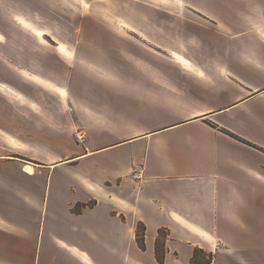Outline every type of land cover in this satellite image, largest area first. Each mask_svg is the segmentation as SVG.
Masks as SVG:
<instances>
[{
  "label": "crops",
  "instance_id": "0c3cea01",
  "mask_svg": "<svg viewBox=\"0 0 264 264\" xmlns=\"http://www.w3.org/2000/svg\"><path fill=\"white\" fill-rule=\"evenodd\" d=\"M179 1L134 2L67 109L0 104V264H264V0Z\"/></svg>",
  "mask_w": 264,
  "mask_h": 264
},
{
  "label": "rangeland",
  "instance_id": "374dc122",
  "mask_svg": "<svg viewBox=\"0 0 264 264\" xmlns=\"http://www.w3.org/2000/svg\"><path fill=\"white\" fill-rule=\"evenodd\" d=\"M134 2L184 12L179 0H0V104L67 109L74 72L101 70L107 56H125L119 45H131L136 35L131 30L139 29ZM213 259L212 253L209 264Z\"/></svg>",
  "mask_w": 264,
  "mask_h": 264
},
{
  "label": "trees",
  "instance_id": "16d2710c",
  "mask_svg": "<svg viewBox=\"0 0 264 264\" xmlns=\"http://www.w3.org/2000/svg\"><path fill=\"white\" fill-rule=\"evenodd\" d=\"M144 231H145L144 225L141 223H138L136 225L135 238H136L139 248H141L142 250L145 249ZM167 236H168V231L166 228H160L158 230V235L155 241L154 252H155L156 260L159 263H163L164 261V255L166 252V249L164 247V242ZM199 257L204 258L202 262L199 261ZM211 259H212L211 252L206 253V251H204L201 248H195L190 258V263L191 264H209L211 262Z\"/></svg>",
  "mask_w": 264,
  "mask_h": 264
},
{
  "label": "built area",
  "instance_id": "2783aa9c",
  "mask_svg": "<svg viewBox=\"0 0 264 264\" xmlns=\"http://www.w3.org/2000/svg\"><path fill=\"white\" fill-rule=\"evenodd\" d=\"M74 136L81 143H83L85 141V133L80 129H78L77 131L74 132ZM141 176H142L141 167L137 165L134 168L133 177L140 178Z\"/></svg>",
  "mask_w": 264,
  "mask_h": 264
},
{
  "label": "bare ground",
  "instance_id": "6f19581e",
  "mask_svg": "<svg viewBox=\"0 0 264 264\" xmlns=\"http://www.w3.org/2000/svg\"><path fill=\"white\" fill-rule=\"evenodd\" d=\"M24 168L26 170H28L29 172H32L33 171V165L30 164V163H26L25 166H24Z\"/></svg>",
  "mask_w": 264,
  "mask_h": 264
},
{
  "label": "snow or ice",
  "instance_id": "6c2138e0",
  "mask_svg": "<svg viewBox=\"0 0 264 264\" xmlns=\"http://www.w3.org/2000/svg\"><path fill=\"white\" fill-rule=\"evenodd\" d=\"M0 39H2V37H0Z\"/></svg>",
  "mask_w": 264,
  "mask_h": 264
}]
</instances>
